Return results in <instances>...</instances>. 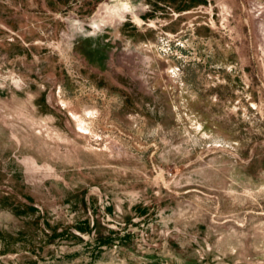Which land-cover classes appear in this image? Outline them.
<instances>
[{"label": "rangeland", "instance_id": "374dc122", "mask_svg": "<svg viewBox=\"0 0 264 264\" xmlns=\"http://www.w3.org/2000/svg\"><path fill=\"white\" fill-rule=\"evenodd\" d=\"M0 264H264V0H0Z\"/></svg>", "mask_w": 264, "mask_h": 264}, {"label": "clouds", "instance_id": "9594fccd", "mask_svg": "<svg viewBox=\"0 0 264 264\" xmlns=\"http://www.w3.org/2000/svg\"><path fill=\"white\" fill-rule=\"evenodd\" d=\"M130 10V9H129ZM68 27H67V32L69 34V40H70V45L73 48L74 47V41L76 40L77 37H82V38H98L102 36L105 32L106 29H108L109 24L107 22L105 23H97L94 26H92L91 30L88 29V27L83 24L79 20H70L67 22Z\"/></svg>", "mask_w": 264, "mask_h": 264}]
</instances>
